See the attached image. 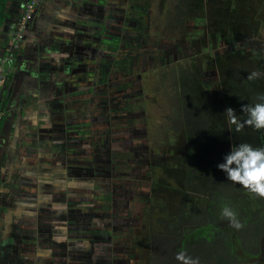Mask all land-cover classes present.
Masks as SVG:
<instances>
[{
    "label": "rangeland",
    "instance_id": "374dc122",
    "mask_svg": "<svg viewBox=\"0 0 264 264\" xmlns=\"http://www.w3.org/2000/svg\"><path fill=\"white\" fill-rule=\"evenodd\" d=\"M27 2H7L12 32ZM28 28L35 42L12 61L1 104L0 165L66 193L53 258L161 264L169 237L174 253L205 239L234 264L259 257L264 199L218 164L233 145L264 147V130L236 132L225 113L243 121L264 94V0H42ZM198 102L205 133L189 123Z\"/></svg>",
    "mask_w": 264,
    "mask_h": 264
},
{
    "label": "crops",
    "instance_id": "0c3cea01",
    "mask_svg": "<svg viewBox=\"0 0 264 264\" xmlns=\"http://www.w3.org/2000/svg\"><path fill=\"white\" fill-rule=\"evenodd\" d=\"M9 19L0 26V57L6 48L5 41L12 32L13 23ZM30 32H33L32 29ZM30 32L25 36L23 46L14 53L13 61L23 51L26 42L29 45L35 42V37ZM12 65H10V74L3 93V105L5 102L6 107L4 111L7 109L9 111L8 105L10 106V97L7 98L6 95L10 92ZM13 97L14 95L11 99ZM3 127L4 123L0 126V133ZM18 159L19 164L15 165L21 164L22 159ZM2 168L3 166L0 165V264H67L68 259L61 262L52 256V244L61 240L54 238L55 233L58 234L60 231V227L52 228L51 225L55 215L58 218L68 217L66 212H61L62 204L60 207V203L57 202L66 193L47 187L46 173L23 170V172H16L17 167L13 168V166L8 167L6 171ZM38 173L39 176H37ZM53 196L55 199L52 198ZM65 207H67L66 202L63 209ZM52 209H56L57 214L52 213ZM49 243L51 249L48 247ZM48 249L51 252L50 256L39 255L41 252H48Z\"/></svg>",
    "mask_w": 264,
    "mask_h": 264
},
{
    "label": "clouds",
    "instance_id": "9594fccd",
    "mask_svg": "<svg viewBox=\"0 0 264 264\" xmlns=\"http://www.w3.org/2000/svg\"><path fill=\"white\" fill-rule=\"evenodd\" d=\"M261 73L253 71L249 74V80L260 78ZM253 104L242 106V113L247 118L239 119L232 108H227L225 113L229 125L235 126L236 132H241L245 125L255 129L264 130V94L257 96ZM218 168L227 174V179L242 186L254 197L264 199V147H253L249 143L233 145L231 151L225 155L224 162L218 164ZM223 218H227L232 227L241 229L243 224L238 219V214L230 207H224L221 212ZM42 257L50 256L48 252H41ZM179 264H200L199 258H193L184 251L176 254Z\"/></svg>",
    "mask_w": 264,
    "mask_h": 264
},
{
    "label": "trees",
    "instance_id": "16d2710c",
    "mask_svg": "<svg viewBox=\"0 0 264 264\" xmlns=\"http://www.w3.org/2000/svg\"><path fill=\"white\" fill-rule=\"evenodd\" d=\"M9 0H0V26L11 17V12L8 9L7 2ZM21 16V15H20ZM18 16V18L20 17ZM18 19L15 21V24L17 23ZM16 27V26H15ZM29 28L25 31V36ZM9 37V36H8ZM8 37L5 41V45L7 46L8 43ZM181 74V73H180ZM187 81L188 79L185 78ZM186 94L188 97H186V100L190 102L191 100H195L193 95V91L190 89H185ZM192 105H187V109L190 108ZM193 116L190 117L189 123L192 125L193 128L196 130L199 129L202 133H205L207 129L210 128L209 122L211 120L207 117L205 114L204 107L202 104L198 102V105L195 104L192 107ZM4 123V117L0 118V126H2ZM208 124V125H207ZM1 184V182H0ZM257 232V231H256ZM220 241L212 240L207 241L205 239H199L196 242L192 243L189 246L188 252H186L188 255H190L193 258H199L200 264H204L207 261H216L217 264H234L233 259L231 257L226 256L222 250V246L219 245ZM174 245V243H168L165 246H168V250L166 251V257L163 260L161 264H179V262L176 260V254L172 252V250L169 248V246ZM221 250L223 255L217 256V251Z\"/></svg>",
    "mask_w": 264,
    "mask_h": 264
},
{
    "label": "built area",
    "instance_id": "2783aa9c",
    "mask_svg": "<svg viewBox=\"0 0 264 264\" xmlns=\"http://www.w3.org/2000/svg\"><path fill=\"white\" fill-rule=\"evenodd\" d=\"M42 0H28L25 5V11L18 18L15 24V30L9 35L7 46L0 57V117H1V104L3 100V93L6 87L9 74L10 65L13 61V55L20 48L21 43L25 38V31L29 23L34 19Z\"/></svg>",
    "mask_w": 264,
    "mask_h": 264
},
{
    "label": "water",
    "instance_id": "95a60500",
    "mask_svg": "<svg viewBox=\"0 0 264 264\" xmlns=\"http://www.w3.org/2000/svg\"><path fill=\"white\" fill-rule=\"evenodd\" d=\"M264 258V247L262 246V249H261V254L259 257L257 258H254V259H251V260H248V261H245L241 264H258L260 263Z\"/></svg>",
    "mask_w": 264,
    "mask_h": 264
},
{
    "label": "flooded vegetation",
    "instance_id": "af4514ba",
    "mask_svg": "<svg viewBox=\"0 0 264 264\" xmlns=\"http://www.w3.org/2000/svg\"><path fill=\"white\" fill-rule=\"evenodd\" d=\"M168 239L171 240L172 242H175V240H174L173 238H171V237H169ZM169 243H171V242H169ZM177 243H180V241L177 242ZM174 244H176V243H174ZM167 250H168V248L166 247V248H165V251H167ZM260 254H261V253H260ZM259 256H260V255H259ZM261 262H262V261H261ZM261 262H260V263H261ZM258 264H259V263H258Z\"/></svg>",
    "mask_w": 264,
    "mask_h": 264
}]
</instances>
